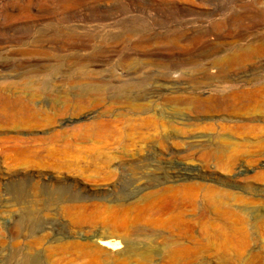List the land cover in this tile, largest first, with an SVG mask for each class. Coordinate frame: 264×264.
Wrapping results in <instances>:
<instances>
[{"label": "rangeland", "instance_id": "1", "mask_svg": "<svg viewBox=\"0 0 264 264\" xmlns=\"http://www.w3.org/2000/svg\"><path fill=\"white\" fill-rule=\"evenodd\" d=\"M248 47L263 50L203 68ZM67 62L97 73L106 97L66 110L21 96L45 114L0 128V264H264V0H0L1 87ZM141 62L153 73L127 69ZM164 66L197 67L194 93L217 107L187 118L221 139L219 161L167 156L156 171L123 153L112 131L134 117L109 99ZM241 92L261 104L229 100ZM14 138L38 152L12 150ZM105 236L121 245L101 246Z\"/></svg>", "mask_w": 264, "mask_h": 264}, {"label": "bare ground", "instance_id": "2", "mask_svg": "<svg viewBox=\"0 0 264 264\" xmlns=\"http://www.w3.org/2000/svg\"><path fill=\"white\" fill-rule=\"evenodd\" d=\"M140 31L125 26L122 33L134 36ZM114 37L111 36V38ZM262 50L261 47L237 49L229 57H217L210 65H204L203 68L211 70L225 64H235ZM140 65L142 69L153 73L151 68L154 65L147 62L128 65L127 69L137 75L140 72ZM76 66L70 62H67L66 70L62 69V66L54 68L45 66V69L50 70V74L45 79L31 78L30 81L23 82L21 85L16 83L5 88L0 86V128L8 124L20 130L30 126L32 121H39L38 117L45 114L42 110H35L30 103H25L21 96L32 97V101L43 95L53 96V100L63 104L66 110L74 106L89 108L99 105L107 93L106 86H102L103 80H97L98 74L90 71L85 65H80L81 75L76 74ZM182 66H184L183 63ZM176 68L164 66L159 75L148 73L138 82L124 83L109 99L115 105L124 106L134 117V119L125 120L121 127L114 128L112 132L117 133L120 137L119 141L125 145L122 149L123 153L127 157L138 160L136 162L139 163L137 165L139 168L147 169L153 166L156 171H159L163 163L159 161L167 156L176 157L177 160L183 162H194L197 157L201 156L203 162L211 163V161H219L222 154L224 155V146L216 142L221 139L200 135L201 132L204 133V128H201L199 124H189L191 121L187 118L190 113L199 116L206 108L214 112L213 110L217 107L213 98H205L194 93L202 85L199 78L192 76L193 70L197 67L191 68L187 73L181 70L177 72ZM58 69L61 70L56 73ZM174 75L177 77L175 78ZM182 81H185L188 87L183 86ZM70 90L79 91L80 94L72 96L69 93ZM229 100L231 102L244 101L249 106L261 104L252 92L234 93ZM149 114L151 116H146ZM178 139L181 140L178 141ZM12 140L20 145L12 149L17 150L16 152H38L34 146L24 145L31 143L28 142L29 140L17 138ZM181 148L183 149L180 150ZM105 237L99 242L101 246L112 249L121 245V243L108 240L111 236ZM128 247L130 250L141 248L137 244H128Z\"/></svg>", "mask_w": 264, "mask_h": 264}]
</instances>
